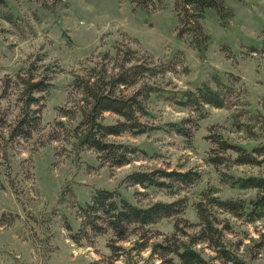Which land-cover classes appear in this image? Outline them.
Segmentation results:
<instances>
[{
	"label": "rangeland",
	"instance_id": "374dc122",
	"mask_svg": "<svg viewBox=\"0 0 264 264\" xmlns=\"http://www.w3.org/2000/svg\"><path fill=\"white\" fill-rule=\"evenodd\" d=\"M226 2L233 10L226 27L219 24L213 9L205 13L203 25L211 40L202 55L176 36L171 8L147 14L128 0H5L0 4V264H144L149 250L125 252L140 241L137 235L117 241L112 232L96 235L80 229L77 204L85 205L99 188L118 190L141 206L184 197L189 203L184 216L193 225L189 232L199 222L192 203L209 187L222 198L254 195L253 189L222 184L216 169L205 161L211 146L206 136L211 131L219 130L248 146L262 140L238 131L233 121L248 123L262 135L264 56L250 52V47L261 44L264 0ZM7 14L12 21L4 18ZM115 47H130L141 61L155 64L182 50L183 63L154 82L172 93L194 90L203 82L216 86L218 79L231 85L233 95L226 107L205 106L206 116L191 128L193 136L188 139L166 132L164 125L186 117L195 119L196 112L151 94L146 102L148 115L141 120L155 129L110 137L138 148L130 163L111 167L93 149L76 146V138L68 133L73 120L58 112L60 107L73 106L76 99L69 85L73 76L89 65L100 67L103 54H113ZM30 75L46 77L50 83L48 91L37 93L41 98L38 106H32L39 110V128L30 138L8 140L20 110L19 76ZM132 90L127 88L126 93ZM156 168L198 170L202 176L177 195L124 181L133 170ZM232 171L250 175L261 173L262 168L236 166ZM218 217L230 224L231 231L225 233L229 246L237 247L249 264H264L258 246L264 240V217L253 223L226 212ZM150 228L152 242L174 231L171 219H162ZM73 233L76 240L70 237ZM197 247L213 254L205 245ZM151 261L157 264L159 260Z\"/></svg>",
	"mask_w": 264,
	"mask_h": 264
},
{
	"label": "trees",
	"instance_id": "16d2710c",
	"mask_svg": "<svg viewBox=\"0 0 264 264\" xmlns=\"http://www.w3.org/2000/svg\"><path fill=\"white\" fill-rule=\"evenodd\" d=\"M134 8L150 14L158 10L171 8L176 19V36L187 46L203 54L211 37L206 32L203 20L208 9H213L219 24L226 27L233 15L232 8L226 0H128ZM5 0H0L4 4ZM12 21V15L4 17ZM250 52L264 56V26L261 29V44L251 46ZM136 50L130 47H115V52H105L100 67L87 66L82 74H75L69 84L76 96L73 106L60 107L58 115L73 120L74 127L69 129L71 138H76L78 148L93 149L103 163L119 167L130 163L138 148L129 143L118 142L110 137L124 134L139 135L149 133L155 127L141 120L148 115L146 102L151 94L156 93L180 106L191 108L196 118H182L179 121L164 125L166 132H174L188 139L198 121L206 116L205 106L223 108L233 95L231 85L218 80L216 86L203 82L194 90L182 89L165 91L158 83L164 74L175 70L184 61L183 51L177 50L168 60L152 63L139 59ZM145 61H149L148 63ZM20 110L9 129L8 140L16 137L30 138L39 128L40 115L38 92H46L50 83L47 78L35 79L30 76H19ZM133 88L126 93L127 88ZM109 115L111 118L108 120ZM193 122V123H192ZM262 135L250 124L239 120L233 121L240 132H245L251 139L261 137L255 145H244L230 140L221 131H211L206 138L211 146L206 152L205 161L218 172L222 184L231 188L253 189V196L226 197L216 195L214 187L201 192L202 198L192 203L199 222L192 232L187 229L192 225L184 216L189 203L184 197L172 201H153L145 206L137 205L126 199L120 191L106 188L96 189L89 202L77 210L80 229L101 235L112 232L117 241H125L130 235H137L139 242L130 248L137 253L149 250L144 264H249L231 247L225 236L231 231L230 224L219 219L220 212H226L247 223H253L264 217V117ZM63 125V123H61ZM188 124V126H186ZM191 125V126H190ZM158 128V127H157ZM262 128V126H261ZM7 141V139L5 140ZM236 166H253L262 168L259 174L237 175L232 171ZM198 170H133L124 181L127 185H138L143 188L154 187L166 189L172 195L179 194L185 186H190L201 178ZM162 219L173 221L174 231L159 240L151 241L153 232L150 228ZM70 228V227H69ZM87 234V233H85ZM76 240L77 234L70 236ZM200 247L205 245L213 254H205ZM260 253H264V240L259 243Z\"/></svg>",
	"mask_w": 264,
	"mask_h": 264
}]
</instances>
